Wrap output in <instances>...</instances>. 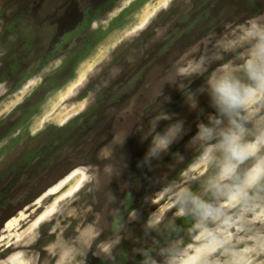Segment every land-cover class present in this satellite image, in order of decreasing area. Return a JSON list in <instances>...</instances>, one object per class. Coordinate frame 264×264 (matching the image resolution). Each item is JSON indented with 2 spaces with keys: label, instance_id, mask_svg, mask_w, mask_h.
<instances>
[{
  "label": "rangeland",
  "instance_id": "obj_1",
  "mask_svg": "<svg viewBox=\"0 0 264 264\" xmlns=\"http://www.w3.org/2000/svg\"><path fill=\"white\" fill-rule=\"evenodd\" d=\"M255 16L264 0H0V264H138L142 221L117 223L157 206L196 131L187 90L164 83L168 101L157 91ZM163 109L190 131L138 167Z\"/></svg>",
  "mask_w": 264,
  "mask_h": 264
},
{
  "label": "clouds",
  "instance_id": "obj_2",
  "mask_svg": "<svg viewBox=\"0 0 264 264\" xmlns=\"http://www.w3.org/2000/svg\"><path fill=\"white\" fill-rule=\"evenodd\" d=\"M217 54L207 62L177 70L174 85L197 115L196 131L176 151L185 166L159 181L162 193L155 208L117 223L142 221V237L132 255L138 264H264V16L248 18L217 38ZM213 65H215L213 67ZM196 78L201 84L192 90ZM207 97L210 111L201 107ZM176 113L163 109L150 118L141 140L148 147L138 167L151 170L190 131ZM161 121H169L162 129ZM126 134L121 145L126 141ZM173 153V152H171ZM127 165L125 164L124 167ZM120 239L105 241V259H114ZM86 255V254H85Z\"/></svg>",
  "mask_w": 264,
  "mask_h": 264
},
{
  "label": "snow or ice",
  "instance_id": "obj_3",
  "mask_svg": "<svg viewBox=\"0 0 264 264\" xmlns=\"http://www.w3.org/2000/svg\"><path fill=\"white\" fill-rule=\"evenodd\" d=\"M165 6H167L168 0H164Z\"/></svg>",
  "mask_w": 264,
  "mask_h": 264
}]
</instances>
